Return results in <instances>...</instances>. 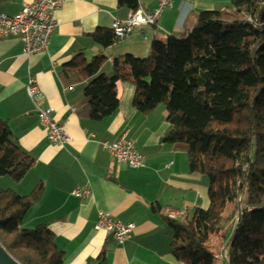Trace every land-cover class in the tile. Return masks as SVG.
<instances>
[{
	"label": "crops",
	"instance_id": "0c3cea01",
	"mask_svg": "<svg viewBox=\"0 0 264 264\" xmlns=\"http://www.w3.org/2000/svg\"><path fill=\"white\" fill-rule=\"evenodd\" d=\"M29 1L0 0V12L17 13ZM157 2L138 0L137 9L152 11ZM229 5L230 0H174L156 25L135 29L103 47L93 33L111 28L113 19H124L130 8L118 0H65L55 13L57 25L44 51L25 55L18 35L0 39V118L7 121L14 142L34 158L22 180L15 182L3 175L0 187L24 195L43 182L42 196L26 212L22 224L31 228L52 219L55 242L64 250L63 264H85L103 248L102 264H183L171 253L172 230L161 211L167 206L186 207L191 213L207 207L209 182L206 175L190 171L187 145L166 139L170 124L164 105L143 114L133 106V85L117 82L119 107L95 121L84 93L90 79L67 86L58 72L82 52L86 60L105 55L100 72L109 73L116 57L125 53L146 56L154 39L187 31L200 12ZM30 75L43 91L44 106H50L53 117L65 124L71 142L57 145L47 139L26 92ZM122 135L135 141L145 157L143 167L116 161L102 145L103 140ZM77 186L89 187L91 194L85 198L73 195ZM99 211H108L117 221L134 223L130 238L117 243L110 234L95 230ZM215 237L219 245L218 253L212 250L214 264H226V239L221 233Z\"/></svg>",
	"mask_w": 264,
	"mask_h": 264
},
{
	"label": "trees",
	"instance_id": "16d2710c",
	"mask_svg": "<svg viewBox=\"0 0 264 264\" xmlns=\"http://www.w3.org/2000/svg\"><path fill=\"white\" fill-rule=\"evenodd\" d=\"M118 3L138 7V0ZM92 36L103 47L120 40L111 28ZM106 59L86 60L79 52L58 72L67 86L90 79L84 88L90 118L112 115L120 102L117 82H130L133 106L147 114L164 105L166 139L186 144L190 171L208 178L207 207L180 220L165 218L174 258L214 264L209 242L221 233L226 264H264V0H230L225 9L202 11L189 30L154 39L150 54L116 57L109 73L100 72ZM33 164L0 118V176L18 182ZM43 190L42 181L24 195L0 187V244L21 264H63L52 219L22 224ZM104 259L105 248L85 264Z\"/></svg>",
	"mask_w": 264,
	"mask_h": 264
},
{
	"label": "built area",
	"instance_id": "2783aa9c",
	"mask_svg": "<svg viewBox=\"0 0 264 264\" xmlns=\"http://www.w3.org/2000/svg\"><path fill=\"white\" fill-rule=\"evenodd\" d=\"M64 1L30 0L23 3L17 13L0 12V39L9 35H18L22 41L25 55L44 51L57 25L55 13ZM157 1V6L152 11L130 9L124 19H113L111 29L114 36L121 40L135 29L146 25H156L163 10L170 7L174 0ZM26 92L36 107L40 123L46 128L49 142L57 145L71 142L72 137L67 132L65 124L53 117L50 106H44L43 91L36 78L31 75L26 83ZM102 145L116 161L133 168L145 165V157L136 148L135 141L125 135L114 140H103ZM72 194L85 198L91 194V191L89 187L77 186L73 189ZM161 212L165 218L178 220L187 213V208L167 206ZM94 228L110 234L117 243H123L130 238L135 229V224L117 221L108 211H99Z\"/></svg>",
	"mask_w": 264,
	"mask_h": 264
},
{
	"label": "water",
	"instance_id": "95a60500",
	"mask_svg": "<svg viewBox=\"0 0 264 264\" xmlns=\"http://www.w3.org/2000/svg\"><path fill=\"white\" fill-rule=\"evenodd\" d=\"M0 264H21L0 244Z\"/></svg>",
	"mask_w": 264,
	"mask_h": 264
},
{
	"label": "rangeland",
	"instance_id": "374dc122",
	"mask_svg": "<svg viewBox=\"0 0 264 264\" xmlns=\"http://www.w3.org/2000/svg\"><path fill=\"white\" fill-rule=\"evenodd\" d=\"M232 206L229 204L228 205V208H231ZM185 216V215H184ZM183 216V217H184ZM182 217V218H183ZM216 235H214L211 239H210V242H209V246H210V248L213 250V249H215V251H216V253H218V248H217V245H219L218 244V238H216L215 237ZM214 251V250H213Z\"/></svg>",
	"mask_w": 264,
	"mask_h": 264
}]
</instances>
